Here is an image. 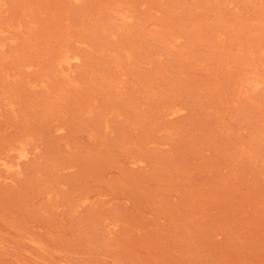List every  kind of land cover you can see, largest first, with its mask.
I'll return each mask as SVG.
<instances>
[{
    "label": "rangeland",
    "instance_id": "1",
    "mask_svg": "<svg viewBox=\"0 0 264 264\" xmlns=\"http://www.w3.org/2000/svg\"><path fill=\"white\" fill-rule=\"evenodd\" d=\"M0 264H264V0H0Z\"/></svg>",
    "mask_w": 264,
    "mask_h": 264
}]
</instances>
